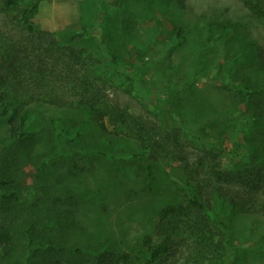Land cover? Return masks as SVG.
<instances>
[{"label": "rangeland", "instance_id": "1", "mask_svg": "<svg viewBox=\"0 0 264 264\" xmlns=\"http://www.w3.org/2000/svg\"><path fill=\"white\" fill-rule=\"evenodd\" d=\"M33 21L60 41L87 29L75 46L133 85L137 96L115 84L108 92L132 114L158 125L164 119L210 141L222 139L228 151L239 139L260 155L264 124L246 126L250 103L234 89L264 87V68L254 52L257 46L264 50V18L255 17L244 0H189L184 7L175 0H43ZM10 24L0 16L1 30ZM29 111L43 155L24 159L19 181L24 196L44 184L54 188V196L77 198L76 223L63 238L74 252L69 255L81 264H94L107 249L143 255V239L153 234L160 211L187 200L184 172L162 160L135 158L141 145L126 127L103 133L85 109L56 110L40 103ZM2 129L0 122V140ZM57 130L68 140L53 158ZM1 195L0 190V202ZM37 205L38 217L53 216L50 203ZM222 213L231 231L227 264H264V217L241 216L227 204Z\"/></svg>", "mask_w": 264, "mask_h": 264}, {"label": "trees", "instance_id": "2", "mask_svg": "<svg viewBox=\"0 0 264 264\" xmlns=\"http://www.w3.org/2000/svg\"><path fill=\"white\" fill-rule=\"evenodd\" d=\"M42 1L0 0V16L11 23L10 28L0 29V264H81L63 243L76 223L77 198L54 196V188L44 184L28 189L24 196L19 181L24 159L43 155L39 136L28 123L29 110L40 103L56 110L85 109L103 133L126 127L141 145L135 158L162 160L184 172L187 200L160 211L153 234L143 239V255H120L107 249L97 255L94 264H205L215 260L227 264L231 231L223 219L224 204L241 216L264 217V125L258 145L261 152L256 156L239 139L228 151L222 139L210 141L181 126L170 127L164 119L158 125L132 114L108 92L115 84L137 96L133 85L100 62L92 63L93 56L75 46L89 34L87 29L60 41L55 33L36 27L33 19ZM175 1L184 7L189 0ZM244 5L255 17L264 18V2L244 0ZM254 52L264 68V50L257 46ZM112 60L115 63L117 57L112 55ZM234 89L250 103L246 126L254 127L257 121L264 124V87ZM55 138L59 144L53 158L68 140L59 130ZM48 164L44 162L42 168ZM145 167L151 174V165ZM37 201L50 203L53 216L38 217Z\"/></svg>", "mask_w": 264, "mask_h": 264}]
</instances>
